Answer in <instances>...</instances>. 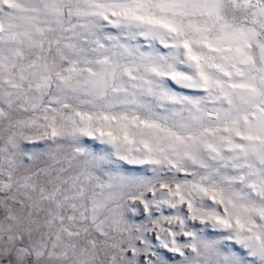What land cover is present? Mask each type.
I'll list each match as a JSON object with an SVG mask.
<instances>
[{"label": "snow or ice", "instance_id": "obj_1", "mask_svg": "<svg viewBox=\"0 0 264 264\" xmlns=\"http://www.w3.org/2000/svg\"><path fill=\"white\" fill-rule=\"evenodd\" d=\"M0 264H264V0H0Z\"/></svg>", "mask_w": 264, "mask_h": 264}]
</instances>
